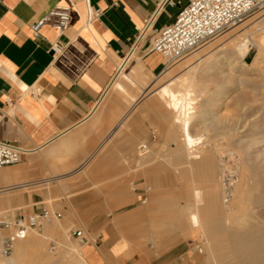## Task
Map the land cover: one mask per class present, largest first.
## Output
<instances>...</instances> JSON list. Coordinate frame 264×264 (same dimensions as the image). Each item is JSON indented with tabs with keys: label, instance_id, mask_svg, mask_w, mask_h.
I'll list each match as a JSON object with an SVG mask.
<instances>
[{
	"label": "crops",
	"instance_id": "crops-1",
	"mask_svg": "<svg viewBox=\"0 0 264 264\" xmlns=\"http://www.w3.org/2000/svg\"><path fill=\"white\" fill-rule=\"evenodd\" d=\"M171 1L173 7L165 0H0V143L23 150L18 164L0 168V211L60 215L36 238L44 244L81 231L87 243L72 238L84 264H189L182 245L155 257L151 244L138 246L159 215L156 203L146 206L152 194L142 186L170 171L159 155L202 183L179 160L184 151L168 147L167 118L140 96L162 70L161 56L147 53L154 31L189 2ZM58 6L70 8L65 31L44 26L34 39L30 26ZM53 42L61 46L56 54L48 52ZM141 144L149 162L138 156Z\"/></svg>",
	"mask_w": 264,
	"mask_h": 264
},
{
	"label": "bare ground",
	"instance_id": "bare-ground-1",
	"mask_svg": "<svg viewBox=\"0 0 264 264\" xmlns=\"http://www.w3.org/2000/svg\"><path fill=\"white\" fill-rule=\"evenodd\" d=\"M260 21L254 19L251 23L241 25L238 31L236 29L239 26L231 30H236L232 32L233 36L243 31L246 37L237 35L231 41L226 37L228 42L223 40L227 42L226 46L223 45L224 48L209 46L207 50L192 55L191 60L185 64L183 62V65H178L185 66L186 69L196 67L204 60L203 71H216L221 65L231 64L232 58L242 61L252 47L257 50L253 63H260V58L264 56V32L259 28ZM208 55H212V59L207 60ZM243 65L248 67L245 62ZM124 77L131 81L128 76ZM229 77L231 76H227L228 79ZM179 85L183 88L178 89ZM192 89L188 73H185L162 84L155 93L164 107L169 109L177 125L180 137L177 139L180 143L175 149L184 151V157L175 158L178 157L181 161L184 159L183 163L188 165V171L192 175L199 172L203 182L202 190L193 188L192 209L185 218L176 216L175 226L180 231H203L206 249L217 251L216 264H264V150L259 148L264 145V116L249 125L238 120L234 123L236 139L233 142L236 150L227 154L236 161V166L232 169L228 165L229 160L227 157L223 158L221 152L199 149V145L203 144V136L191 133V116L196 99ZM234 201H240L241 205L237 206ZM237 209H241L240 215L235 212ZM42 243L36 237H29L23 246L17 244V262H21L22 257L27 254L30 258H41ZM34 258L32 259L35 260Z\"/></svg>",
	"mask_w": 264,
	"mask_h": 264
},
{
	"label": "rangeland",
	"instance_id": "rangeland-1",
	"mask_svg": "<svg viewBox=\"0 0 264 264\" xmlns=\"http://www.w3.org/2000/svg\"><path fill=\"white\" fill-rule=\"evenodd\" d=\"M254 19L261 20L259 28H261V32H264V10H262L257 15L247 18L243 22L233 26L195 52L173 62L164 72L157 75L156 78L146 81L147 84H151L150 86L153 87L150 91L147 90L146 93L141 92L140 96L147 101L154 102L159 112L160 120L163 119V121H165L167 118L171 131V143L168 147L177 146L180 143V137L178 136L177 125L172 115L168 113L155 93L162 84H165L171 79H176V77L182 74L188 73V77L192 83V90L196 97L193 105L194 113L191 116V133L193 135L203 136V144L199 145V149L213 153L221 152L223 158L227 157L229 160L228 165L230 168H235L236 161L233 160L232 157L227 156V154L236 150L233 142L236 139V133L233 131L234 123L238 120L249 125L258 121L261 116H264V56L260 58V63L255 65L253 62L257 55V50L252 47L242 61L232 58V65H221L216 71H203L204 60L199 65H195L196 63H194L196 67H190L191 69L189 67L185 69V66L181 67L179 65H183V62L185 64L187 61L191 60L192 55L205 49L207 50L209 46L217 45L219 46L218 48H224V46H226L225 44H227L228 41L234 40L237 35L246 37V33H242L243 31H239L235 36H233V33L236 30L238 31L241 25L251 23ZM234 28L237 29L231 31ZM256 34L253 36H256ZM226 37L230 39L228 40ZM223 40L228 41L226 42ZM212 57V55H208L206 59L209 60L212 59ZM243 62L248 64V67H245ZM220 73L222 77H220ZM227 76L231 77L228 79ZM224 80L226 81L224 82ZM128 86L129 84L125 83L126 89ZM179 87L183 88L181 85L177 86L178 89H180ZM126 92L128 96L131 93L129 91ZM123 96L126 97L125 108L127 109L129 106L127 102L128 96L125 94H123ZM166 113L168 114L167 117ZM174 135H177L176 139H174ZM178 137L179 139H177ZM259 148L264 150V145H261ZM215 155L217 156V154ZM171 158L172 156L169 155H159L157 157V163L170 168V171H159L157 184L147 182L142 186L143 189L146 187L151 188L148 193H151L152 196L148 199L146 206L156 203L159 215L157 219L153 221V235L151 234L149 237H140L138 246L143 247L146 243L151 244L154 249L150 251V254L155 257L172 247L182 245L187 250L185 257H187L189 264H203L205 262L208 264H216L217 251H209L206 249L207 245L205 247L203 244L206 243L203 231H193L190 229L180 231V229H177L175 226V217L179 216L180 218H185L190 212V209H192V190L193 188L202 190L203 182H196L192 179L189 180L183 177L181 175L182 167L175 165ZM141 159L143 163L149 162V152L143 155ZM186 169L189 170L188 165H186ZM188 174L192 173L188 171ZM172 192H176L179 195L184 193L186 196L181 195L177 198H173ZM156 193L160 194V196L157 197ZM188 197L191 200H189ZM234 204L237 206L241 205L240 201H234ZM240 210L241 209H237L235 212L240 215ZM162 212H168V215H161ZM2 213L4 212L0 211V216ZM51 225H57V221H52ZM29 237H38L37 232H29L25 239ZM76 242L77 241L73 240L69 233L63 235L61 241L48 239L44 244L42 243L40 250L42 257L34 258L31 256L30 258V255L26 256V260L29 259L26 264H84L80 260L79 249ZM51 243L54 244L55 250H51ZM14 250L15 252L10 259V264H18L17 260H15L16 245L14 246Z\"/></svg>",
	"mask_w": 264,
	"mask_h": 264
},
{
	"label": "built area",
	"instance_id": "built-area-1",
	"mask_svg": "<svg viewBox=\"0 0 264 264\" xmlns=\"http://www.w3.org/2000/svg\"><path fill=\"white\" fill-rule=\"evenodd\" d=\"M165 4L174 6L171 0H165ZM262 10H264V0H189L187 5L178 10L172 23L154 31L147 53L154 52L161 56L162 72L173 62L195 52ZM100 14V11H96L94 16L98 17ZM69 22L70 8L58 6L30 26L31 34L34 39L39 40L41 39L40 29L50 26L57 35H60ZM60 51L61 46L58 42L50 43L49 53L56 54ZM137 150L139 157L149 152L145 144L139 145ZM22 154L21 148L0 143V168L18 164ZM149 191V187L143 189V192ZM142 202H146V198H143ZM59 218L60 215L46 211L27 213L20 210L16 217L9 216L7 212L2 213L0 216V264H8L16 241L25 239L29 232H40ZM69 234L81 244L88 242L81 231L71 230ZM50 248L55 250L53 243Z\"/></svg>",
	"mask_w": 264,
	"mask_h": 264
}]
</instances>
